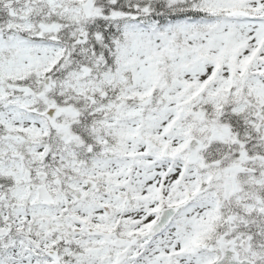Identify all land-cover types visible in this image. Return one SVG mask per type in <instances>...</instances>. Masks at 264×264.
Returning a JSON list of instances; mask_svg holds the SVG:
<instances>
[{
    "label": "snow or ice",
    "instance_id": "snow-or-ice-1",
    "mask_svg": "<svg viewBox=\"0 0 264 264\" xmlns=\"http://www.w3.org/2000/svg\"><path fill=\"white\" fill-rule=\"evenodd\" d=\"M0 264H264V0H0Z\"/></svg>",
    "mask_w": 264,
    "mask_h": 264
}]
</instances>
